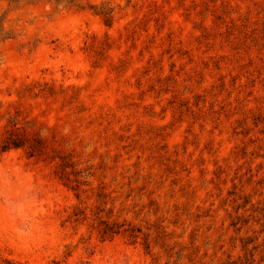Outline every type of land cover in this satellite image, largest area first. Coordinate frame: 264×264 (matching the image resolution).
<instances>
[{"label":"rangeland","instance_id":"1","mask_svg":"<svg viewBox=\"0 0 264 264\" xmlns=\"http://www.w3.org/2000/svg\"><path fill=\"white\" fill-rule=\"evenodd\" d=\"M0 14V264H264V0ZM14 131L46 150L2 152Z\"/></svg>","mask_w":264,"mask_h":264},{"label":"trees","instance_id":"2","mask_svg":"<svg viewBox=\"0 0 264 264\" xmlns=\"http://www.w3.org/2000/svg\"><path fill=\"white\" fill-rule=\"evenodd\" d=\"M5 1L13 2L15 0H5ZM101 8L95 7V13L104 16L106 18L105 21L106 24L108 26H111V17L109 16V12H106ZM4 23H5V15L0 14V40L10 39V36L4 30ZM24 94L35 98H38L40 95L43 94H49L50 97L52 98H55L59 94L64 96V98L70 97L69 89L65 88L62 89L61 91H57L54 86H50L48 83L45 84L35 83L32 85H28L24 89ZM8 114H9V119H8L9 124H13L14 127L18 126L19 120L21 119L22 116V110L16 107L14 114H11L10 112ZM27 117L28 116L22 119L26 120L28 119ZM21 147H27V149L32 155L37 153L43 154V152L46 150L45 143L42 138L40 137L30 138V136L26 133V131H24L23 134L14 131V132H10L8 137L3 142L2 152H5L11 148H21ZM103 234L104 235L120 234V227H117L116 225L106 226L103 230Z\"/></svg>","mask_w":264,"mask_h":264}]
</instances>
